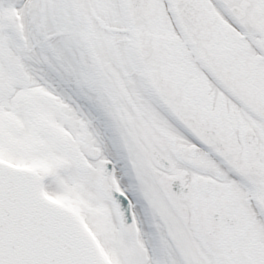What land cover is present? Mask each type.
Wrapping results in <instances>:
<instances>
[{"label": "snow or ice", "instance_id": "1", "mask_svg": "<svg viewBox=\"0 0 264 264\" xmlns=\"http://www.w3.org/2000/svg\"><path fill=\"white\" fill-rule=\"evenodd\" d=\"M0 264H264V0H0Z\"/></svg>", "mask_w": 264, "mask_h": 264}]
</instances>
